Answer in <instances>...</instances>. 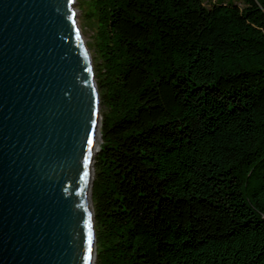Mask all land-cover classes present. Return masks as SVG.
Wrapping results in <instances>:
<instances>
[{
  "label": "trees",
  "instance_id": "obj_1",
  "mask_svg": "<svg viewBox=\"0 0 264 264\" xmlns=\"http://www.w3.org/2000/svg\"><path fill=\"white\" fill-rule=\"evenodd\" d=\"M239 2L82 7L102 108L95 264H264V0Z\"/></svg>",
  "mask_w": 264,
  "mask_h": 264
},
{
  "label": "water",
  "instance_id": "obj_2",
  "mask_svg": "<svg viewBox=\"0 0 264 264\" xmlns=\"http://www.w3.org/2000/svg\"><path fill=\"white\" fill-rule=\"evenodd\" d=\"M74 5L0 0V264L95 262L99 97Z\"/></svg>",
  "mask_w": 264,
  "mask_h": 264
},
{
  "label": "rangeland",
  "instance_id": "obj_3",
  "mask_svg": "<svg viewBox=\"0 0 264 264\" xmlns=\"http://www.w3.org/2000/svg\"><path fill=\"white\" fill-rule=\"evenodd\" d=\"M203 5L208 7L210 3H212L214 0H201ZM240 0H235V3L239 4ZM89 2V0H75V9L77 13V24L81 32L82 39L84 40L86 47L88 48L89 52H93V47L97 42V27L93 23V21L90 19L89 16L85 15L83 12V6L85 3ZM89 9V8H88ZM91 55V54H90ZM95 81V79H94ZM96 84V82H95ZM97 88V86H96ZM98 91V90H97ZM99 97V96H98ZM102 108L100 107V101L98 103V112L99 116L101 114ZM101 121V117H100ZM100 129V125H99ZM96 260V258H95ZM95 264V262H94Z\"/></svg>",
  "mask_w": 264,
  "mask_h": 264
},
{
  "label": "bare ground",
  "instance_id": "obj_4",
  "mask_svg": "<svg viewBox=\"0 0 264 264\" xmlns=\"http://www.w3.org/2000/svg\"><path fill=\"white\" fill-rule=\"evenodd\" d=\"M97 130H99V123H97ZM99 141H100V138H99V134L98 132H96V146H95V149L94 151L97 149L98 145H99Z\"/></svg>",
  "mask_w": 264,
  "mask_h": 264
},
{
  "label": "snow or ice",
  "instance_id": "obj_5",
  "mask_svg": "<svg viewBox=\"0 0 264 264\" xmlns=\"http://www.w3.org/2000/svg\"><path fill=\"white\" fill-rule=\"evenodd\" d=\"M89 143H91V141H89Z\"/></svg>",
  "mask_w": 264,
  "mask_h": 264
}]
</instances>
